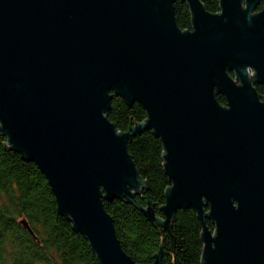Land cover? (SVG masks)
Masks as SVG:
<instances>
[{
	"label": "water",
	"instance_id": "95a60500",
	"mask_svg": "<svg viewBox=\"0 0 264 264\" xmlns=\"http://www.w3.org/2000/svg\"><path fill=\"white\" fill-rule=\"evenodd\" d=\"M178 1L191 30L177 25ZM261 2L220 0L210 14L200 0H0V136L44 174L98 264H136L104 202L131 204L147 188L127 150L145 131L162 141L170 182L163 218L151 203L145 218L169 231L193 210L202 264H264ZM114 96L147 120L117 131Z\"/></svg>",
	"mask_w": 264,
	"mask_h": 264
},
{
	"label": "trees",
	"instance_id": "16d2710c",
	"mask_svg": "<svg viewBox=\"0 0 264 264\" xmlns=\"http://www.w3.org/2000/svg\"><path fill=\"white\" fill-rule=\"evenodd\" d=\"M200 2L208 13L220 12V0ZM263 8L264 0L257 12ZM174 10L179 29L191 30L187 5L178 1ZM108 119L117 131L127 133L145 122L147 113L140 104L129 105L114 96ZM6 143L7 139L0 136V264H98L87 239L59 214L44 174ZM127 150L147 188L131 204L104 202L123 251L136 264H153L161 251L162 264H202L203 229L193 210L179 211L169 231L150 223L141 212L151 203L157 217L163 218L160 209L165 205L170 182L164 172L161 139L145 131L132 137ZM206 223L214 232V223L209 219Z\"/></svg>",
	"mask_w": 264,
	"mask_h": 264
},
{
	"label": "flooded vegetation",
	"instance_id": "af4514ba",
	"mask_svg": "<svg viewBox=\"0 0 264 264\" xmlns=\"http://www.w3.org/2000/svg\"><path fill=\"white\" fill-rule=\"evenodd\" d=\"M229 75H230V77H232V78L235 79V77H234V73H233V72H229ZM250 75L252 76L253 73L250 72ZM237 85H240V84L237 83ZM253 88L255 89L256 93L258 94V97H259L260 101L263 102V101H264V86L259 85V84H255V85L253 86ZM217 98H218V100H217L218 104H219L221 107L226 108L227 105H228V104H227V100H226V98H225L224 96H222V95H218ZM219 100H220V101H224L225 104H224V105L221 104Z\"/></svg>",
	"mask_w": 264,
	"mask_h": 264
}]
</instances>
